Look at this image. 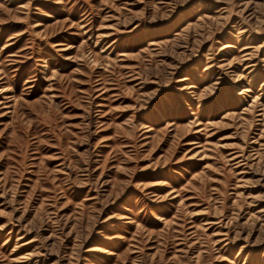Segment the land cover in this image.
<instances>
[{"label": "rangeland", "instance_id": "obj_1", "mask_svg": "<svg viewBox=\"0 0 264 264\" xmlns=\"http://www.w3.org/2000/svg\"><path fill=\"white\" fill-rule=\"evenodd\" d=\"M0 264H264V0H0Z\"/></svg>", "mask_w": 264, "mask_h": 264}]
</instances>
